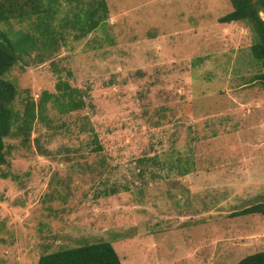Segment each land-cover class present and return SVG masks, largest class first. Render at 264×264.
<instances>
[{
    "label": "rangeland",
    "instance_id": "1",
    "mask_svg": "<svg viewBox=\"0 0 264 264\" xmlns=\"http://www.w3.org/2000/svg\"><path fill=\"white\" fill-rule=\"evenodd\" d=\"M97 1L41 0L44 13L0 23L17 55L2 75L15 96L0 264L97 242L120 264H234L263 251L264 213L229 215L264 202L249 30L217 22L228 0H103L90 16ZM70 97L82 106L67 110Z\"/></svg>",
    "mask_w": 264,
    "mask_h": 264
},
{
    "label": "trees",
    "instance_id": "2",
    "mask_svg": "<svg viewBox=\"0 0 264 264\" xmlns=\"http://www.w3.org/2000/svg\"><path fill=\"white\" fill-rule=\"evenodd\" d=\"M231 10L217 17L219 23L242 22L251 34V43L249 44V53L259 64L261 70L251 75L248 80L251 83L259 84L264 89V19L258 15L264 12V0H228ZM97 7L105 8L103 0H98L96 6L89 11L92 16ZM45 8L41 0H0V23H6L9 20L20 21L31 15H40L44 13ZM95 21L91 20L89 29L94 27ZM16 43L7 32L0 30V164L5 163L3 138L11 134V118L13 112L10 108L14 100V84L2 77L8 71L17 59L15 54ZM57 88L58 84L55 85ZM62 95V94H61ZM65 95L71 96V91ZM56 95L42 93L41 100L46 101L49 97ZM69 98L66 109H77L82 106L80 99ZM57 98V97H56ZM32 103L26 104L24 111L28 117L33 118ZM31 122H23L18 126V130L26 133ZM99 150V144L92 148ZM186 164L180 168L178 173H186ZM186 171V172H185ZM159 176V178L166 176ZM248 213H264V202H258L249 205L237 211H232L229 215H243ZM36 264H120L112 246L107 242H97L74 247L60 248L50 252H44L38 256ZM234 264H264V250L245 255Z\"/></svg>",
    "mask_w": 264,
    "mask_h": 264
},
{
    "label": "crops",
    "instance_id": "3",
    "mask_svg": "<svg viewBox=\"0 0 264 264\" xmlns=\"http://www.w3.org/2000/svg\"><path fill=\"white\" fill-rule=\"evenodd\" d=\"M186 169H187V172H186V171H185L186 173H184V172H183V173H182V176H184V175H187V174H189V173H190V172H189V167H188V168H186ZM178 177H179V176H178ZM188 219H189V220H192V219H193V217H188Z\"/></svg>",
    "mask_w": 264,
    "mask_h": 264
}]
</instances>
